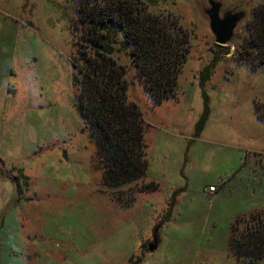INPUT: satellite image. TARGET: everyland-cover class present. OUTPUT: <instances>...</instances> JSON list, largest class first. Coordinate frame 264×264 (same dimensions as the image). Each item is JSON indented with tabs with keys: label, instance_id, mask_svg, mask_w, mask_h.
Returning a JSON list of instances; mask_svg holds the SVG:
<instances>
[{
	"label": "rangeland",
	"instance_id": "obj_1",
	"mask_svg": "<svg viewBox=\"0 0 264 264\" xmlns=\"http://www.w3.org/2000/svg\"><path fill=\"white\" fill-rule=\"evenodd\" d=\"M143 1L179 16L191 47L177 95L158 104L118 54L128 98L142 110L149 164L145 179L109 188L75 106L74 3L0 0V264H128L132 256L142 258L136 264H249L231 252L229 236L237 215L264 208V71L238 51L264 0H220L221 12L246 13L223 48L202 10L207 0ZM215 52L221 59L202 87ZM151 180L159 187L142 190ZM129 191L133 204L121 206Z\"/></svg>",
	"mask_w": 264,
	"mask_h": 264
},
{
	"label": "trees",
	"instance_id": "obj_2",
	"mask_svg": "<svg viewBox=\"0 0 264 264\" xmlns=\"http://www.w3.org/2000/svg\"><path fill=\"white\" fill-rule=\"evenodd\" d=\"M71 1L75 5L73 29L77 36L76 54L71 60L75 106L95 144L96 167L103 170L101 184L112 188L145 179L149 164L145 122L139 104L128 98L127 67L120 62L118 54L126 53L145 90L158 104L177 95L179 73L190 52V32L179 16L172 12L155 13L143 0ZM246 27L249 36L241 44L238 58L254 70L264 71V4L254 9ZM220 59L215 52L212 61L201 69L202 87ZM203 94L205 114L208 96L204 90ZM201 125L197 124V133ZM2 173L0 168V176ZM13 182L17 192L20 191V185ZM158 187L151 180L141 189ZM123 199L126 202L118 198L120 205L130 206L134 195L129 191ZM173 204L174 200L169 203L170 209ZM156 236L155 232L154 239ZM229 243L236 257L249 264H261L264 208L237 215L230 224ZM141 259L138 257L133 262L132 256L128 264H136Z\"/></svg>",
	"mask_w": 264,
	"mask_h": 264
},
{
	"label": "water",
	"instance_id": "obj_3",
	"mask_svg": "<svg viewBox=\"0 0 264 264\" xmlns=\"http://www.w3.org/2000/svg\"><path fill=\"white\" fill-rule=\"evenodd\" d=\"M208 5L202 8L208 17L209 28L214 35L215 43L225 46L233 38L238 23L246 16L244 10L227 9L222 11L220 0H207ZM156 246V239L149 244L151 250Z\"/></svg>",
	"mask_w": 264,
	"mask_h": 264
},
{
	"label": "built area",
	"instance_id": "obj_4",
	"mask_svg": "<svg viewBox=\"0 0 264 264\" xmlns=\"http://www.w3.org/2000/svg\"><path fill=\"white\" fill-rule=\"evenodd\" d=\"M215 190H216V186L210 185L209 191L213 193Z\"/></svg>",
	"mask_w": 264,
	"mask_h": 264
},
{
	"label": "crops",
	"instance_id": "obj_5",
	"mask_svg": "<svg viewBox=\"0 0 264 264\" xmlns=\"http://www.w3.org/2000/svg\"><path fill=\"white\" fill-rule=\"evenodd\" d=\"M1 168H2V163H1Z\"/></svg>",
	"mask_w": 264,
	"mask_h": 264
}]
</instances>
